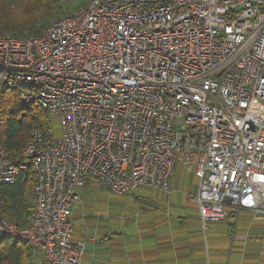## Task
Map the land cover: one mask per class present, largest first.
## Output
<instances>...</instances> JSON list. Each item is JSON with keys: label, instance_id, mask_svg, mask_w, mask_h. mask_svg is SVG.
<instances>
[{"label": "built area", "instance_id": "obj_1", "mask_svg": "<svg viewBox=\"0 0 264 264\" xmlns=\"http://www.w3.org/2000/svg\"><path fill=\"white\" fill-rule=\"evenodd\" d=\"M0 86L60 118L54 137L0 143V186L30 171L26 226L3 213L0 238L81 264L78 188L168 189L178 159L199 180L203 223L264 214V0H86L36 36H0Z\"/></svg>", "mask_w": 264, "mask_h": 264}, {"label": "crops", "instance_id": "obj_2", "mask_svg": "<svg viewBox=\"0 0 264 264\" xmlns=\"http://www.w3.org/2000/svg\"><path fill=\"white\" fill-rule=\"evenodd\" d=\"M199 180L178 159L168 189L143 186L115 193L90 178L71 212L81 264H264V214L241 208L202 222ZM31 264L42 251L32 248Z\"/></svg>", "mask_w": 264, "mask_h": 264}, {"label": "trees", "instance_id": "obj_3", "mask_svg": "<svg viewBox=\"0 0 264 264\" xmlns=\"http://www.w3.org/2000/svg\"><path fill=\"white\" fill-rule=\"evenodd\" d=\"M61 0H0V36H36L52 22L65 17ZM51 128L50 115L38 104H24L15 89L0 86V143L11 153L20 151L31 131ZM34 181L22 172L12 184L0 186L3 213L19 226H26L34 211ZM32 247L23 241L0 238V264H31Z\"/></svg>", "mask_w": 264, "mask_h": 264}, {"label": "rangeland", "instance_id": "obj_4", "mask_svg": "<svg viewBox=\"0 0 264 264\" xmlns=\"http://www.w3.org/2000/svg\"><path fill=\"white\" fill-rule=\"evenodd\" d=\"M61 6L66 14H70L81 7H84L86 0H61ZM50 125H51V132L52 135L56 138L60 136L61 133V125H60V118L56 114L50 115Z\"/></svg>", "mask_w": 264, "mask_h": 264}]
</instances>
